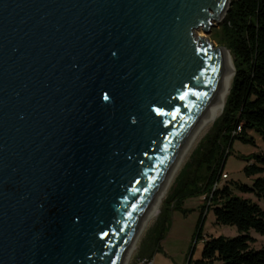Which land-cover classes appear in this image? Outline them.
I'll list each match as a JSON object with an SVG mask.
<instances>
[{"label": "water", "instance_id": "1", "mask_svg": "<svg viewBox=\"0 0 264 264\" xmlns=\"http://www.w3.org/2000/svg\"><path fill=\"white\" fill-rule=\"evenodd\" d=\"M230 6L0 0V264L122 263L218 93L228 49L197 32Z\"/></svg>", "mask_w": 264, "mask_h": 264}, {"label": "trees", "instance_id": "2", "mask_svg": "<svg viewBox=\"0 0 264 264\" xmlns=\"http://www.w3.org/2000/svg\"><path fill=\"white\" fill-rule=\"evenodd\" d=\"M214 31V30H213ZM215 40L230 51L235 67L233 84L222 115L202 139L175 181L176 191L166 202L174 210L184 208L188 198L204 196L200 221L205 211L213 210L218 224L238 228L235 237L205 238L197 264H264V246L257 247L253 233L264 236V209L250 197L264 199V151L247 157L246 185L238 180L220 183L228 156L236 139L255 143V132L264 143V0H231V6L216 31ZM161 211L155 227L162 224ZM199 233V238L202 237ZM162 232L157 245L165 238ZM142 258L151 259L141 250Z\"/></svg>", "mask_w": 264, "mask_h": 264}, {"label": "rangeland", "instance_id": "3", "mask_svg": "<svg viewBox=\"0 0 264 264\" xmlns=\"http://www.w3.org/2000/svg\"><path fill=\"white\" fill-rule=\"evenodd\" d=\"M220 24L215 26L213 28L214 31L210 34H205L216 45L219 44L215 40V33L219 29ZM213 125L214 123L194 144V147L188 153L183 165L179 169L176 178L185 165L191 161L193 152L202 139L212 130ZM249 134L254 137L255 143L243 142L240 139L234 141L232 153L228 156L225 164L228 178L222 180L220 186L228 180H238L250 186L254 183L255 177H247L244 171L248 164L247 157L264 151V143L255 132L250 131ZM176 178L163 200L158 216L139 235L129 264H139L143 260L141 255L142 249L144 254L152 255L150 264H197L198 260L202 257L206 237L211 235L235 237L239 234L236 226L218 224L213 210L209 211L207 209L203 219L200 221L202 205L205 204L204 196L188 198L185 201L184 208L189 210L188 213L174 210L171 205L165 203L168 196L176 191V188L173 190ZM239 195L252 198L264 209V199H258L252 194L239 193ZM161 211H163L161 219L163 223L155 227ZM162 232L166 236L157 245L158 237H160ZM200 232L202 233V237L199 238ZM253 235L257 238L256 246L259 248L263 247L264 236L257 233H253Z\"/></svg>", "mask_w": 264, "mask_h": 264}, {"label": "bare ground", "instance_id": "4", "mask_svg": "<svg viewBox=\"0 0 264 264\" xmlns=\"http://www.w3.org/2000/svg\"><path fill=\"white\" fill-rule=\"evenodd\" d=\"M224 18H225V13L221 16L220 20L218 21V24L222 23ZM198 32H197L198 36L207 37V35H205L202 29H200ZM223 58H224V64H223L224 66H223V73H222V78L218 93L216 94V97L214 98L212 103L206 108L201 118L197 122L195 128L187 138L177 161L175 162L174 166L166 176L155 198L150 204V207L148 208L141 222L140 228L138 229L137 234L135 235L133 242L131 243L129 249L127 250L121 264H129L139 235L158 216L163 200L165 199L168 190L173 184L176 175L179 169L181 168V166L183 165L188 153L194 147V144L209 129V127L221 116L225 108V104L229 96L233 84V79L235 76V67L230 51L223 50Z\"/></svg>", "mask_w": 264, "mask_h": 264}, {"label": "built area", "instance_id": "5", "mask_svg": "<svg viewBox=\"0 0 264 264\" xmlns=\"http://www.w3.org/2000/svg\"><path fill=\"white\" fill-rule=\"evenodd\" d=\"M223 178L226 179L228 178V174H223ZM143 260L140 261L139 264H150L151 263V259H147V258H142Z\"/></svg>", "mask_w": 264, "mask_h": 264}, {"label": "snow or ice", "instance_id": "6", "mask_svg": "<svg viewBox=\"0 0 264 264\" xmlns=\"http://www.w3.org/2000/svg\"><path fill=\"white\" fill-rule=\"evenodd\" d=\"M105 99H108V96H107V94H105ZM156 111H157V112H159V111H160V109H156Z\"/></svg>", "mask_w": 264, "mask_h": 264}]
</instances>
